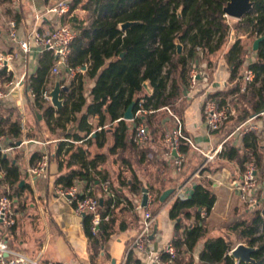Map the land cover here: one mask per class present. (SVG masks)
<instances>
[{"label":"trees","instance_id":"1","mask_svg":"<svg viewBox=\"0 0 264 264\" xmlns=\"http://www.w3.org/2000/svg\"><path fill=\"white\" fill-rule=\"evenodd\" d=\"M253 1V11L239 21L236 28L238 32L253 38L254 44L257 39L264 37V0ZM81 2L74 0L71 3V12L76 10ZM229 2L230 0H89L84 8L92 11L93 21L86 27L79 19L75 18V23L73 20V26L78 30L79 36L73 44L69 65L76 68L90 63L91 66L84 75H78L66 86L68 91L62 93V109L57 111L47 103L39 105L38 109L45 113L49 130L65 132L68 125L74 124V129L69 131L66 138L74 142H84L95 132L94 127L89 124V119L97 117V128L102 130L95 133V140L101 141V146L107 141L108 123L116 124L111 151L115 153L117 150L130 148L146 157L148 147L138 148L129 140L130 126L123 120L125 112L133 101H136L134 113L136 116L140 114L141 117H136L135 122L145 123L155 133L162 128V121L168 115L167 108L176 116H182L188 107L184 96L189 89L191 62L198 58L197 49L203 50L204 61L208 69H212L217 55L229 42L232 28L224 13V8ZM126 23L133 24L124 31L121 27ZM178 43L183 46L182 54L178 53ZM249 52L240 39L236 40L225 56L232 71L231 81L236 84L233 88L217 92L210 97L221 106H228L230 99L231 103H235L236 110L244 121L264 111V41L256 52L255 62L248 66L256 75L255 83L249 86L246 93H242L241 71ZM53 62L54 56L46 52L37 73L33 76L37 90L50 75ZM11 80V76L0 71V88ZM86 81H95L90 103L85 97ZM145 83L153 90L152 95L144 88ZM22 131L20 111L16 108H6L0 102V136L6 135L20 140ZM92 140L94 139L91 138L90 141ZM66 145L60 144L55 156L60 165ZM39 156L35 154L32 158L33 165ZM75 156L81 164L80 169L59 177L56 185L60 188H71L76 182L83 181L86 184L85 191L79 198L96 197L102 190V183L109 177H101L99 162L90 160L88 153L79 152ZM252 156L256 158L258 174L264 184V157L260 152L256 133L244 135L242 149L231 143L226 145L222 152L223 158L237 163L242 171ZM0 171L4 173V177L0 178V186L13 189L12 197H15L22 191L19 167L0 154ZM126 188L130 194L137 196L142 193L143 184L136 176L132 178L131 183L127 179L120 180V189L112 187L116 199L102 197V222L97 236L92 232L93 215L84 216V230L89 240L92 259L99 255L102 246L112 240L116 210L124 203L131 210L135 209L133 202L124 192ZM91 189L93 191L87 194L86 191ZM175 194L176 190L168 200ZM216 201L217 197L210 190L208 181L194 185L187 199L179 197L175 200L170 211V219L176 222L173 244L180 253L189 255L187 262L185 259H178L177 263L195 264L193 253L206 237V218L212 212ZM158 212L159 208L155 209L154 215ZM203 212L207 213L206 218L202 217ZM107 216H111L109 221H105ZM251 217L237 221L230 227V231L237 234L248 246L257 247L258 251L253 258L257 264H264V235L259 236L262 228L264 229V216L260 211H254ZM192 219L193 226L185 228L181 234L184 221ZM127 229L125 224L120 225L121 231ZM233 249L224 238L209 239L198 255L197 264H237L234 256L229 254ZM135 252H128L124 264H144L135 256ZM238 264L249 263L239 261Z\"/></svg>","mask_w":264,"mask_h":264},{"label":"crops","instance_id":"2","mask_svg":"<svg viewBox=\"0 0 264 264\" xmlns=\"http://www.w3.org/2000/svg\"><path fill=\"white\" fill-rule=\"evenodd\" d=\"M47 5L48 3L37 0H0V53L19 54L18 59L14 63L13 71H8L7 69H0V71H4L8 76H11L12 80L20 79L22 76H25V81L20 93L15 92L3 100H0L6 108H16L20 111L23 130L20 140L2 135L6 138L4 142L5 146L13 148V150L6 155L1 154V156L9 159L10 162L19 167L22 180L20 183L22 191L14 197L16 225L10 230H3L1 233V238H4L8 242L9 247L31 259L39 260L40 264H112L113 260H116L118 264L122 258L126 259L129 251L133 250L135 252L133 249L134 237L141 227L144 215V211L138 208L142 206L144 193L142 190L140 195L134 196L130 194L129 190L126 188L124 192L133 202L135 209L131 210L124 203L116 210L114 215L116 222L112 240L105 246H102L99 255L95 259H92L89 240L84 230V216L79 217L75 213L74 206L67 199L57 195V189L60 188L56 185L57 179L61 176L72 174L80 169L81 164L75 156V154L79 152L88 153L90 160H97L100 164L99 170L102 172L101 177L108 176L109 179L106 181L112 179L113 183H115V188L120 189V180L127 179L131 183L132 178L136 176L142 182L143 189H147L148 193H155L157 195V208H159V212L157 215H154L156 218V228L153 236L154 238L152 239V248L156 250H160L167 244L173 243L176 236V222L170 219L172 205L179 197L187 199L189 194L193 191L194 185L202 181H208L210 183V190L217 197L216 204L206 219L215 213L222 199L227 201L226 204L228 207L234 202L243 203L233 183H239L242 180L244 171L241 170L237 163L223 158L222 152L226 145L231 143L237 148L242 149V139L244 136L238 133L240 132L238 131L239 126L227 136L226 134H219V131L212 132L207 127L204 116V106L207 97H211V95L217 92L233 88L236 84V82L231 81L232 71L225 59L226 54L234 43L228 46V51L222 58L220 57L221 55H219L221 52L217 55L214 68L212 69H208L207 63L204 61V56L198 59L197 69L200 74L198 76L200 82L199 86L193 92H190L188 89L184 96L188 107L185 109L182 116L178 117L183 121L185 134L193 139L199 151L187 145H183L182 152L185 154L184 167L181 172L176 170L172 159L166 155L167 147L164 142V135L175 127V119L168 112V115H166L162 121V128L156 131V133L161 134L160 138L157 139L152 137L150 129L146 126L149 130L151 139V143L148 146L146 163L150 160L155 162L154 166L148 167L150 172H147L146 164L142 168L140 167L139 170L137 169V167L140 166L137 159L129 161L132 159L127 157L121 162H116L118 154L130 149L117 150L115 153L111 151L114 146L113 133L116 124L112 125L108 123L106 126L107 141L101 146V141L95 140V133L101 132L102 130L101 128H97L98 118H90L89 124L94 127L95 132L84 142H74L66 138L69 131L74 129V124H70L71 126L68 125L65 132L60 130L50 131L47 126L44 111L38 109L39 105H44L47 102L44 103L40 100L33 101L28 96L30 90L39 94L43 90L52 92L58 78H61L62 86H68L66 85L67 76L65 72L58 76H52L51 67L50 75L46 78L43 86L37 90L35 88L37 84H34L33 76L37 73L40 62L44 59L46 52L37 49L29 57L22 53L9 39L10 21H15L17 23L19 35L24 38L34 26L35 15L41 12ZM78 7L71 12L72 15L76 14ZM3 10H7L6 15L2 14L1 11ZM82 12L85 14L90 13L88 10H85V8L82 9ZM67 17L68 16L62 19L50 17L39 24L38 31H51L59 22L64 24ZM73 20H75L74 23L77 21L75 18ZM87 23L88 22H84L85 26L89 27ZM256 57V52L251 50L247 56L246 64L243 67L244 70L242 69L241 71L242 76L248 69V66L255 62ZM8 82H5L0 89L5 90V85ZM85 85V97L88 103H90L92 101L91 90L95 86V81H86ZM230 103L229 99V104ZM47 104L52 105V102ZM55 110L57 109L55 108ZM127 122L130 126L129 140L133 142L135 128L140 124L137 123L134 129H132L131 123L135 122V120ZM244 123H247L245 126L246 128L250 125L257 127L254 133H256L259 138L260 152L264 157V113L259 114L257 117L249 118L244 121ZM166 127H170V130H165ZM91 138L94 140L90 141ZM62 143L67 145L63 150L64 155L61 160L62 164L60 165V161L57 160L55 156ZM44 151L51 154L48 179L33 180L29 176V169L34 167L40 158L34 165L31 163L32 158L35 154L41 156ZM149 154H153L154 158L150 159L148 157ZM203 154H215V158L209 161ZM204 159L207 161L206 164L208 168H210V164L216 161H221L220 163L226 166L222 167L220 171L213 170L212 167L209 171L206 168L203 175H198L200 161ZM121 163H124L127 169H124ZM259 176L258 174V177ZM3 177V171H0V178ZM154 177H157V179H160L161 182L164 183L171 181L174 187H167L164 191L174 189L177 193V189H179V194H175V196L167 202L162 203L160 201L162 195L148 188V181ZM214 180L215 182L213 183ZM23 182L24 184L21 185ZM258 183V188L260 190L263 186L260 177ZM85 185L83 181L76 182V186L79 187L81 194L85 191ZM1 187L2 186H0V188ZM213 188L215 190H213ZM9 190L12 196L14 190L10 187ZM259 190L258 194L260 193ZM92 191L93 189L87 190L86 193L89 194ZM219 192L221 196H219ZM103 193V189L100 190L96 198L103 201L102 197H108ZM156 202L153 205V214L154 210L157 209ZM184 222V228L181 230V234L184 233L185 228H191L193 226L194 219L189 221L185 220ZM122 224L127 226L128 229L126 231L120 230V225ZM208 228L207 223L206 237L198 244L193 253L195 264L198 263V255L203 250L207 240L224 238L222 235H214L212 229ZM135 256L141 259V256L137 252H135ZM184 256L187 257L189 255L187 254Z\"/></svg>","mask_w":264,"mask_h":264},{"label":"built area","instance_id":"3","mask_svg":"<svg viewBox=\"0 0 264 264\" xmlns=\"http://www.w3.org/2000/svg\"><path fill=\"white\" fill-rule=\"evenodd\" d=\"M48 5L35 15V23L32 30L29 31L26 37L22 38L18 32V26L15 21L9 22V39L10 41L25 55L31 56L37 49L42 52H49L54 56V64L51 69L52 76H58L65 72L67 81L70 83L75 80L78 75H84L90 68L88 63L84 66L72 68L69 65L70 58L73 52V44L79 36L78 30L72 24L58 23L51 31H38L39 24L49 19L56 17L62 19L71 15V1L69 0H41ZM232 34V33H231ZM229 36L230 42H236L233 35ZM198 58L191 62L189 91L193 92L199 86V72L197 62L203 56V50L197 49ZM18 53L1 54L0 53V69L14 70V63L18 59ZM256 75L253 70L247 69L243 75V87L241 92L246 93L250 85L255 83ZM25 76L20 79L9 81L5 85V90L0 89V100H3L15 92L20 93ZM28 96L33 101H43L51 103L52 96L48 90H43L40 94L33 90L28 92ZM168 112L175 119V127L164 135V142L167 147L166 155L170 157L178 172H181L185 163V154L182 152V146L187 145L196 151L199 148L194 143L193 139L185 134L183 121L174 115L169 108ZM234 111L229 106H221L216 100L207 97L204 106L205 123L210 131L218 132L229 123ZM138 115V114H137ZM259 116V115H257ZM255 116V117H257ZM247 123L238 127V131H242V136L248 133L255 132L257 127L250 125L245 127ZM91 137V136H90ZM5 136L0 137V154L6 155L13 148L6 147L4 142ZM69 141V140H66ZM133 143L138 148H147L151 143L148 128L144 124H140L135 128L133 135ZM209 161L214 160L215 154H203ZM148 157L153 159V154ZM51 164V154L42 152L40 159L36 165L29 169L31 179H48ZM258 167L256 158L252 156L251 160L246 163L243 172L242 180L239 183H233L234 188L238 192L243 203L249 205L250 208L264 216V184L259 190L258 188ZM103 192L110 198L116 199V194L112 189L111 182L105 181L102 185ZM258 190L260 193L258 194ZM81 191L78 186L71 188L57 189V195L67 199L74 206L75 213L79 217L87 214L93 215L92 232L95 236L99 234V226L102 222L100 214L101 201L96 197H87L80 199ZM148 203L146 207L139 206V210L144 211L141 227L136 233L133 242V249L141 256L144 264H177L180 256V250L173 244L169 243L160 250L152 248V237L155 233L156 218L153 214V205L158 197L155 193H147ZM202 217L206 218L207 213L203 212ZM111 216H107L105 221H109ZM16 225L15 201L10 195L9 187L2 186L0 188V264H40L39 260L31 259L26 255L14 251L9 247L8 242L1 238L3 230H10ZM261 232H264L262 228ZM239 246V245H238ZM237 246V247H238ZM235 247L229 254L233 256ZM257 248V247H256ZM239 260H237L238 264Z\"/></svg>","mask_w":264,"mask_h":264},{"label":"rangeland","instance_id":"4","mask_svg":"<svg viewBox=\"0 0 264 264\" xmlns=\"http://www.w3.org/2000/svg\"><path fill=\"white\" fill-rule=\"evenodd\" d=\"M37 1L41 2V0H37ZM69 1H71V3H72L74 0H69ZM81 1L82 2L79 5L78 11L76 12V14H74V15L71 14L69 17H67L65 19V24L68 23V24L74 25L73 19L77 18L82 22H88L87 26L91 25L92 19H93V13H92V11H89L90 12L89 14L83 13L82 9L85 7V5L88 3V1L87 0H81ZM1 12L3 15H6L7 10H3ZM89 17H90V19H89ZM227 20H228V23L230 24V26L232 28L230 34L232 33L231 35H233L236 40L240 39L243 42V44H245V46L251 52V50H253V40L254 39L249 38V35H244V33L238 32V29L236 27L238 25L239 20L229 18V17H227ZM233 43L234 42H230V41L227 43V46L219 54V55H221L220 56L221 58L224 56V54L227 53L228 46H230V44H233ZM52 79H54V78H52ZM66 83H67L66 85H69L68 81H66ZM228 106L234 111L235 114L231 117L229 123L226 124L224 127H222V129L219 131L220 132L219 134H226V136L230 135V133L232 131H234L236 127L240 126L241 124H245L244 120H242L243 117L241 116L240 112H238L236 110L235 103L232 102ZM138 116L141 117L140 114H138L137 117ZM131 125H132V129H134V127L137 125V122H132ZM145 126H148V125H145ZM168 129L170 130V127L165 128V130H168ZM153 132H154V130L150 129V133H151L152 137L157 138V139L160 138V135H161L160 133L154 134ZM241 132H238V133H241ZM127 157H129V159H132L129 161H133L134 159H137V161H139L140 166L137 167L138 170L140 167L142 168L146 164L147 172H150L149 168L154 166V164H155V162L151 161V160L148 161V163H146L147 158L143 157L141 155V153L139 151H136L135 149H129L126 152H123V153L121 152L120 154H118V156L116 157L117 158L116 162L117 161L121 162L124 158H127ZM220 162L221 161H216L215 163L210 164V168H208V166L206 164L207 163L206 159L201 160L200 164H199L198 175L199 174L203 175L204 172L206 171V168L210 171L211 167L213 170L220 171L222 167L226 166L225 164L220 163ZM121 165L123 166L124 169H127V167L124 165V163H121ZM110 182H111V186L114 187L115 183H113L112 179H110ZM214 182H215V180L213 181V183ZM167 187H174L171 184V181H169L168 183H164V182H161L160 179H157V177L151 178L148 181V188H150L152 191L158 192L159 195H163V193H165L164 190ZM213 190H215V189L213 188ZM176 194H179V189H177ZM219 196H221L220 192H219ZM226 203H227V201L225 199L221 200V202H220L217 210L215 211V213L207 219L208 227L212 229V231L214 232V235H217V236L222 235L226 239V241L231 246H233L234 248L240 244L247 245V244H245L244 240L239 239L237 234L230 232L229 228L233 224H235L237 221H241L244 219H251L252 218L251 216H252L254 211H253V209H251L249 207V205H245L243 203L234 202L230 207H228V205ZM157 205H158V201L156 202V208H157ZM261 235H264V232H260L259 236H261ZM179 257H180L179 259H182V260L185 259V262H187L189 260V257H185L182 253H180ZM125 261H126V259L122 258L118 264H124ZM177 264H180V263H177ZM181 264H184V263H181Z\"/></svg>","mask_w":264,"mask_h":264},{"label":"water","instance_id":"5","mask_svg":"<svg viewBox=\"0 0 264 264\" xmlns=\"http://www.w3.org/2000/svg\"><path fill=\"white\" fill-rule=\"evenodd\" d=\"M255 3L253 0H230V2L227 4V6L224 8V13L226 17L233 18L239 21H242L245 17H247L254 9ZM133 23H126L122 25V30H127ZM264 41V37H261L257 39L253 44V50L254 52H257L259 50L260 44ZM183 52V46L178 43V53L182 54ZM144 88L146 91L152 95L153 90L150 88L148 83L144 84ZM68 88L62 86L61 84V78L57 79L56 86L51 92L52 96V105L57 110H60L64 106V100L62 99V93L67 92ZM136 101H133V103L129 106L127 111L124 114V120L126 121H134L136 119V115L134 113ZM264 113V111L262 112ZM24 182L21 184L23 185ZM175 192L174 189H171L169 191H166L161 196L160 201L162 203H165L168 198ZM144 198L142 206L146 207L148 203L147 198V189H143ZM101 205L103 201L101 200ZM154 237H152L153 239ZM258 251V248L250 247L248 245L240 244L233 252V256L236 260L243 261L245 263L249 264H257L256 260L253 258V255ZM112 264H117L116 260L112 261Z\"/></svg>","mask_w":264,"mask_h":264}]
</instances>
